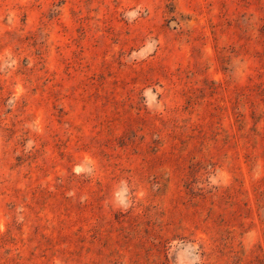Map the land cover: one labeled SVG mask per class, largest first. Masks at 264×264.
Segmentation results:
<instances>
[{
  "label": "rangeland",
  "instance_id": "rangeland-1",
  "mask_svg": "<svg viewBox=\"0 0 264 264\" xmlns=\"http://www.w3.org/2000/svg\"><path fill=\"white\" fill-rule=\"evenodd\" d=\"M0 264H264V0H0Z\"/></svg>",
  "mask_w": 264,
  "mask_h": 264
}]
</instances>
